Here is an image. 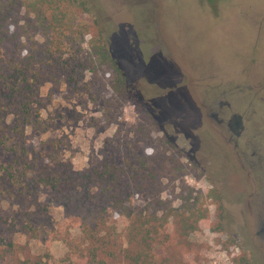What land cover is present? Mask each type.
<instances>
[{"label":"rangeland","instance_id":"rangeland-1","mask_svg":"<svg viewBox=\"0 0 264 264\" xmlns=\"http://www.w3.org/2000/svg\"><path fill=\"white\" fill-rule=\"evenodd\" d=\"M84 1L128 90L116 95L107 69L78 86L45 83L39 99L50 130L33 133L31 143L62 138L61 157L79 176L111 149L143 157L163 186L156 198L158 216L167 217L158 246L165 264H264V0ZM83 19L93 23L92 15ZM82 183L42 193L38 236L3 234L0 264H84L91 206L97 231L114 237L103 259L127 264L130 221L113 209L101 213L95 188ZM152 195L135 194L133 207ZM0 210L12 229L28 223L30 210L16 199L5 195ZM186 225L192 233L181 245Z\"/></svg>","mask_w":264,"mask_h":264},{"label":"trees","instance_id":"trees-1","mask_svg":"<svg viewBox=\"0 0 264 264\" xmlns=\"http://www.w3.org/2000/svg\"><path fill=\"white\" fill-rule=\"evenodd\" d=\"M91 15L93 23L89 24L83 16ZM97 24L93 9L84 0H0V203L7 195L30 210L28 223L21 230L16 225L12 229L11 217L0 214V258L6 232L38 236L33 221L41 212L37 202L42 193L57 194L63 187L74 184L70 185L74 188L85 182L101 199V213L113 209L130 221V248L123 251L127 264H165L158 257V246L165 243H161L159 232L167 217L158 216L162 201L156 198L163 186L156 169L143 157L133 158L125 149L118 153L111 149L99 167L93 166L79 176L72 162L61 157L62 138L37 145L30 141L33 133L44 135L50 130L39 99L47 82L78 86L88 73L95 77L107 69L112 74L114 93L126 94L125 72L112 55L108 35L104 31L94 33L92 28ZM86 194L81 195L79 208L85 206ZM135 194H153L154 199L137 209L132 204ZM89 210L92 214L82 224L86 237L81 261L107 264L102 256L114 237L110 230L97 231L100 214H96V206ZM202 223V218L196 220L197 227ZM188 226L178 231L181 245L187 244L192 233ZM164 236L166 241L168 235Z\"/></svg>","mask_w":264,"mask_h":264},{"label":"flooded vegetation","instance_id":"flooded-vegetation-1","mask_svg":"<svg viewBox=\"0 0 264 264\" xmlns=\"http://www.w3.org/2000/svg\"><path fill=\"white\" fill-rule=\"evenodd\" d=\"M231 122H232V121H231ZM239 124H240V119L237 118V119H236V126H239ZM230 126H232L231 123H230Z\"/></svg>","mask_w":264,"mask_h":264}]
</instances>
